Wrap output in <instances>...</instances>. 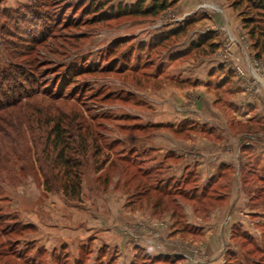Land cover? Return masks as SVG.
<instances>
[{"label": "rangeland", "instance_id": "374dc122", "mask_svg": "<svg viewBox=\"0 0 264 264\" xmlns=\"http://www.w3.org/2000/svg\"><path fill=\"white\" fill-rule=\"evenodd\" d=\"M153 1L161 0H0V68H8V53L12 52L4 41L25 49L26 41L41 39L33 57L40 66L38 73L44 86L73 98L94 119L101 148L110 158L102 171H85L79 202H68L61 191L44 192L42 180L35 173L12 172L2 177L0 254L4 258H0V264H31L32 260V264H73L68 245L56 240V248L50 252L43 239L50 242L54 234L61 236L64 230L88 232L87 227L98 217L122 216V204L114 207L120 202V193L126 198L124 207L130 197L134 198L136 210L149 212L154 219L170 218L172 228L182 232L183 238H189L194 230L186 223L183 205L191 206L196 217L207 216L210 207L217 205L200 199L206 188L192 172L178 174L182 166L174 156L182 153L189 158L183 168L203 162L209 167L227 153L237 155L242 147L241 137L232 141L246 129L233 126L240 117L232 116L229 110L231 97L224 87L225 77L208 72L214 44H205L199 52L193 48L200 41L194 38L198 29L196 8L205 11L199 20L203 28L213 24L224 34V52H228L229 43H234L226 37L225 25H242V21L234 10V15L228 16L229 0H167L169 8L154 18L117 15L125 6L139 4L145 8ZM16 10L20 16L24 14L25 21L18 26L11 18ZM2 27L5 35L13 37L2 38ZM249 58L257 74V56ZM208 142L215 145L208 146ZM235 159L237 164L239 160ZM255 167L250 166L249 171ZM144 171L149 175L143 176ZM237 172L232 177L236 185ZM255 174L260 179L261 175ZM230 179L223 177L203 196L210 193L211 198L224 199ZM248 180L245 193L256 199L257 208L252 210L261 215L250 216L243 228L252 235L260 233L262 244L264 183L251 176ZM166 184L169 196L155 192L156 185ZM243 194L238 186L235 199H244ZM242 203L238 209L244 216L247 209ZM13 225L30 229L17 233L15 228L17 234H8ZM243 228L233 227L235 252L234 257H226L227 261L264 264V248L256 250L257 240ZM38 236L42 242H38ZM82 246L90 248L86 243L78 250ZM98 256L106 264L103 258L111 259L113 254L99 249ZM145 260L143 254L137 255L138 264H148Z\"/></svg>", "mask_w": 264, "mask_h": 264}, {"label": "crops", "instance_id": "0c3cea01", "mask_svg": "<svg viewBox=\"0 0 264 264\" xmlns=\"http://www.w3.org/2000/svg\"><path fill=\"white\" fill-rule=\"evenodd\" d=\"M195 12V20H198V23L195 24V27L198 26L195 31L196 35H194L195 40L207 35L210 37L208 44L210 46L214 44L212 54L209 55L211 58L208 67L209 75L225 77L224 87L229 89L231 97L229 110L232 111V116L240 117L233 126L244 128L263 125L264 127V50L256 49L249 39L247 30L236 23V25H225L228 27L226 28V37L232 38L234 42L229 43L228 52L225 51V54L224 34H221L217 26H213V24L208 29L203 28L205 25L202 26L199 20L205 11L196 8ZM227 12L228 16L234 15L233 9L227 8ZM205 22L208 21L205 20ZM252 55H256V59L260 62L257 74L250 62L249 57ZM199 58L201 57L199 56ZM236 69L241 73L239 74ZM241 74L242 76H240ZM241 132L239 136L234 135L232 138V141L242 138L240 144L242 147L239 148L238 154L233 156L234 153H227L224 155L225 159L221 158L209 167L204 164L205 162H200L201 164L193 163L188 168H183L185 160L189 158H186L182 153L174 156L182 166L178 174L183 176L192 172L196 178L200 179L199 183L203 186H206L215 176L219 177L215 180V185L223 177L231 176V185L227 188L225 198L212 201L217 205L210 207L212 209L208 211L207 216L201 217L199 214V217H196L197 214L191 206L183 205L186 223L194 229L189 238H183L182 232L172 228L170 218L154 219L149 212L136 210V204L132 197L128 199L125 208L123 204L126 202V198L124 194L120 193V202L118 205L114 204V207L116 209L122 204L120 207V211L124 213L122 216L119 213L115 218L98 217L91 226L87 227L88 232L74 233L64 230L61 236L54 234L53 238L49 239L50 242L43 239V245L51 252L56 248L55 242L58 240L61 244L68 245V251L74 255L73 259H75L78 256V247L87 243L90 245L91 254L86 264H94L99 249H106L107 252L112 251L111 259H107L106 256L103 258V260H107L106 264H136L138 254H143L145 261H149L148 264H229L226 257L235 252L233 227L240 225L243 228L246 223H249L250 216L261 215L259 211L252 210L254 207L257 208V201L252 196L250 197L249 193H245V187L248 184L243 180L242 173L250 172L248 167L256 166L255 172L259 173V176H262L260 178L264 180V131L247 133L242 130ZM249 134H253V136ZM209 144L215 145L208 142V146ZM235 158L239 160L237 164L234 162ZM234 172L239 173L237 185L232 179L236 176ZM238 186L244 193L245 203L243 197L240 198V201L235 199ZM240 202H243L242 207L247 209L244 216L240 215L238 209ZM244 231L248 232L245 229ZM248 234L256 239L258 246L262 248L260 233L252 235L253 233L248 232ZM37 239L38 242H42L41 236H38Z\"/></svg>", "mask_w": 264, "mask_h": 264}, {"label": "trees", "instance_id": "16d2710c", "mask_svg": "<svg viewBox=\"0 0 264 264\" xmlns=\"http://www.w3.org/2000/svg\"><path fill=\"white\" fill-rule=\"evenodd\" d=\"M229 2L231 9L239 14L242 28L247 30L254 47L264 50V18L262 17L264 2L261 0H229ZM169 6L167 0L153 1L151 6L145 8L139 4L133 7L125 6L117 15L154 18L165 12ZM24 13L27 15V12ZM23 16L24 14L20 16L19 10L13 11L11 18L15 26L25 22ZM8 18L9 15L6 19ZM3 30L4 27L1 28L2 38L13 37L5 35ZM13 33L17 35L18 32ZM209 40V36L200 39L193 48L199 49L197 50L199 52ZM38 41L41 39L36 40V37L29 42L26 41L25 49L4 41L6 48L12 52L8 53L10 62L8 68H0V181L2 177H8L12 172L13 175L35 173L42 180L44 192L61 191L63 198L68 202H79L85 171L87 169L92 172L102 171L108 166L110 158L101 148L99 136L95 132L94 119L89 117L73 98L65 97L61 92L49 91L44 86L42 76L38 73L40 66L33 57ZM244 128L247 133L264 131L263 125H257L254 130L251 126ZM255 173V170L242 173V178L248 184L249 176L255 177L256 181L263 184L264 180L259 179ZM148 175V171H144L143 176ZM217 178L219 177H213L205 186V190L211 192ZM168 188L167 184L165 187L156 185L155 192L169 196ZM205 190L199 196L200 199L215 201V198L209 197L210 193L208 196H203ZM148 191L149 188L143 192ZM14 222L17 224L16 221ZM15 228H18L17 233L30 229L25 225H13L7 231L8 234H14ZM245 234L243 233V237H246ZM263 246L264 241L262 248ZM262 248L257 246L256 250ZM90 254V248L82 246L73 264H86ZM228 257H234V254L227 255ZM0 258L4 256L0 254ZM18 258L22 259V257ZM33 262L35 260L30 263ZM102 262L98 256L94 264H103Z\"/></svg>", "mask_w": 264, "mask_h": 264}]
</instances>
